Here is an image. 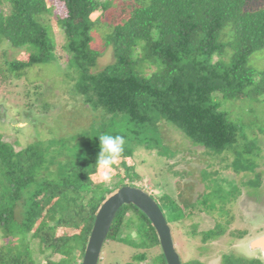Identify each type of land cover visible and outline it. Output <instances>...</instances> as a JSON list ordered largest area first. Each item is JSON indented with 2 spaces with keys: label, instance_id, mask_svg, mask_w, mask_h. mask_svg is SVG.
<instances>
[{
  "label": "trees",
  "instance_id": "trees-1",
  "mask_svg": "<svg viewBox=\"0 0 264 264\" xmlns=\"http://www.w3.org/2000/svg\"><path fill=\"white\" fill-rule=\"evenodd\" d=\"M116 1L56 0L59 8H65L62 16L54 13L52 0H0V44L27 54L25 61L16 57L0 64V81H19L31 67L56 62L64 70L68 94L96 113V120L81 132V142L59 143L50 169L46 149L38 143L16 151L19 143H5L0 134V264H75L83 256L95 215L112 194L102 183L94 186L90 177L96 170L100 134L122 135L127 141L120 158L124 177L117 174L113 179L125 180L131 174L133 163L125 160L131 159L137 146L164 147L161 125L200 146L211 158L232 155L230 166L242 170L237 174L247 176L258 166L236 148L248 141L241 117L224 111L216 99H246L264 109V68L256 70L249 63L260 52L264 61V5L250 9L248 0H118L120 7L114 13ZM106 14L108 21L102 24ZM50 21L63 39L59 54ZM97 26L106 30L103 49L113 58L101 70H96L101 51L93 46ZM40 89L36 86L34 95L28 92L24 98L30 101ZM26 106L24 120L29 125L30 118L47 121L33 113L31 104ZM44 107L47 110L50 105ZM2 122L21 129L18 122ZM242 155L246 165H242ZM51 166L55 175L48 174L54 172ZM259 176L247 181L254 189L260 186ZM83 194L89 196L86 203ZM211 196L203 194L198 206H206L208 199L216 203ZM153 198L164 216L168 210L171 231L190 218L191 213L185 214L180 204H167L166 194ZM48 210L55 213V219L47 223ZM65 228L66 232L57 234ZM195 229L186 235H195ZM219 229L218 223L198 237L202 241L217 238ZM12 232L22 240L12 237ZM107 239L133 246L136 252L128 264H166L154 228L137 207L120 208ZM33 240L38 241L45 259L41 263L33 257ZM225 260L223 264L228 260L261 264ZM181 264L203 263L193 258Z\"/></svg>",
  "mask_w": 264,
  "mask_h": 264
},
{
  "label": "rangeland",
  "instance_id": "rangeland-1",
  "mask_svg": "<svg viewBox=\"0 0 264 264\" xmlns=\"http://www.w3.org/2000/svg\"><path fill=\"white\" fill-rule=\"evenodd\" d=\"M55 1L52 0L55 5L54 13L65 16V8H59ZM118 4L119 1L117 0L115 2L116 7L114 6L115 8L111 11L116 13L120 7ZM263 5L264 0H248V8L250 9H256ZM107 21L108 15L106 14L101 23L106 24ZM50 24L55 33L56 53L59 54L63 39L57 25L51 21ZM105 33L106 30H103L100 26H97L93 32V46L101 51L96 70L103 69L113 61L111 52L103 49V36ZM20 53L17 49L12 50L9 44L1 43L0 64L4 63L5 60L9 61L16 57L25 61L27 54L24 51H22V54ZM261 55V52L256 53L249 59L250 65L256 70L264 68L263 56ZM60 56L62 60V54ZM226 57L223 55L221 58L225 60ZM64 78L65 73L59 67V63L50 62L36 65L26 70V74L19 81H0V115H7L11 122H18L21 128L19 131L12 129L11 124L2 122L8 121V119L1 116L0 134L3 135L2 141L5 143H19L15 148L16 151L26 145L38 143L43 150L46 149L47 151L44 152V156L46 157V167L48 169H50L49 163L52 161L53 154L55 155L54 150L59 151V146H61L59 143L62 141H67V143L71 144L81 142V138L79 139L81 132L88 130L91 122L96 120V117L94 118L96 113H92L87 106L76 102L77 99L72 98L68 94L69 86ZM36 86L41 88L39 93L33 96L34 98L30 101L27 98L25 99L24 96L28 92L34 95L33 89ZM213 96H218V93ZM216 100L220 102L221 108L227 113L235 117L239 115L242 123L246 126L245 137L248 141L240 143L236 148L241 150V154L244 153L248 159L258 163L256 169L253 172H249L247 176L237 174L242 172V170L230 166L233 160L232 155L224 153L211 158L206 155L203 148L191 145L179 133L164 125H161L163 127L161 129L162 144L164 146L161 148L162 150L155 149V146L150 147L151 150L142 146L132 149L131 159L127 158L125 162H128V164L133 163V171L130 172V175L129 173L125 175V180L120 178L113 179V176L117 174L120 177H124V169L120 164L121 159L116 162L108 173H104L95 167V173L90 175L94 186L102 183L105 189L112 190V194L117 191L116 188L120 185H130L131 183L133 186L144 189L152 196L154 195L155 198H158L161 194H166L168 197L167 204L175 201L185 210V214L190 212V218H186L181 224L179 223V226L174 231L172 229V238L181 261L195 258L204 264H223L226 260L219 259V257L257 256V252H251L248 249V243L251 239L264 232V109L258 103L254 102V104H251L246 99L227 100L222 98ZM26 103L34 107L33 113L36 116L47 117V121L40 123L30 118L31 120L29 119L28 121L32 123L29 125L24 120L25 118L27 119L24 110L27 111L29 109V106L25 108ZM45 103L50 105L47 110L44 107ZM68 117H71V120ZM123 132L124 129L122 128ZM125 144H127V141ZM244 155H242V165L247 164L244 161ZM56 158L63 160L62 162L64 163V158H59L58 156ZM54 169L51 166V171H54ZM55 173L56 170L48 174L55 175ZM257 174L262 177V180H259L261 184L257 191L258 195L254 193L248 195V187L254 192L257 189H254L251 186L252 184L247 181L250 179L254 180ZM105 175L109 179L105 180L103 178ZM203 194L212 195L216 198L217 202H214V204H216L217 212L210 206L206 208L203 207L204 205L202 207L198 206L202 202L200 198ZM83 196L84 203H86L89 196L87 194H83ZM235 197L237 198L235 199ZM230 199L235 200L231 201ZM212 200L208 199L209 205L213 202ZM224 206L229 209L234 217L228 227H226L227 217L222 213L225 209H221ZM168 207L169 205H167ZM164 212L168 224L173 226L168 210H164ZM53 219H55V213L52 210H48L44 221L48 223ZM218 223L220 225V233L217 238L202 241L201 237H198L200 232L212 229ZM191 226L196 228L193 231L195 235L187 236L186 232L191 230ZM67 230V228L60 229L57 234L59 235ZM242 231H246L243 238H236L230 235L232 233H242ZM130 233L134 242L138 243L139 240L134 232ZM11 235L17 241L22 240V237H19L15 232H12ZM1 244L3 242L0 238V246ZM37 244V240L31 242V247H33L34 251L33 257L39 261L38 263H41L45 259L38 251ZM134 252L136 250L131 244L126 245L120 239L116 241L107 240L102 248L101 259L98 264H128ZM52 260L57 261L58 259ZM81 261L82 258H77L75 264H81ZM228 261L227 264H243V262Z\"/></svg>",
  "mask_w": 264,
  "mask_h": 264
},
{
  "label": "water",
  "instance_id": "water-1",
  "mask_svg": "<svg viewBox=\"0 0 264 264\" xmlns=\"http://www.w3.org/2000/svg\"><path fill=\"white\" fill-rule=\"evenodd\" d=\"M125 205L137 207L151 223L166 264H181L171 228L159 205L145 190L129 185L120 187L100 206L94 218L81 264H98L102 247L114 218L120 208ZM248 249L253 252L260 251L264 258V235L249 242Z\"/></svg>",
  "mask_w": 264,
  "mask_h": 264
},
{
  "label": "clouds",
  "instance_id": "clouds-1",
  "mask_svg": "<svg viewBox=\"0 0 264 264\" xmlns=\"http://www.w3.org/2000/svg\"><path fill=\"white\" fill-rule=\"evenodd\" d=\"M97 138L99 139V151H98V155L96 157L94 165L98 170H100L104 173H108L109 171L112 170V168L116 164V162L121 158L122 153L124 152V146H125L126 140H125L124 136H122V135H110V134H106V133L100 134ZM103 178L105 180L109 179V177L107 175H105ZM129 186H131V185H129ZM138 188H140V187H138ZM150 195L152 196V194H150ZM260 236H262V235H260ZM260 236L258 235L256 237H254L249 242H251L252 240H254ZM107 240L108 239L106 238V241ZM106 241L104 242V244L106 243ZM85 249H86V247H85ZM251 252H253V251H251ZM255 252H257V251H255ZM81 258H83V256ZM100 259H101V254H100L99 260Z\"/></svg>",
  "mask_w": 264,
  "mask_h": 264
},
{
  "label": "flooded vegetation",
  "instance_id": "flooded-vegetation-1",
  "mask_svg": "<svg viewBox=\"0 0 264 264\" xmlns=\"http://www.w3.org/2000/svg\"><path fill=\"white\" fill-rule=\"evenodd\" d=\"M259 180H262V177L260 176L259 177ZM260 184H261V182H260ZM259 188H260V186H259ZM258 188V189H259ZM248 189V191H247V194L248 195H251V193H254L255 195H258L257 194V191H258V189L254 192V191H252L251 189H249V188H247ZM241 195V194H240ZM237 198V197H236ZM235 198V199H236ZM235 199H231V201L232 200H235ZM212 207L214 210H216V212L218 211L217 210V207H216V205L213 203V202H211L210 203V205L208 204V202L206 203V206H203L204 208H206V207ZM202 207V206H201ZM225 207V208H224ZM224 207H222L221 209H225L224 211H222V213H224L225 215H226V217H227V220H228V222L226 223V227H228L229 226V224H230V221L231 220H234V217L231 215V213H230V211H229V209H227V207L226 206H224ZM208 210H211V209H208ZM217 225V224H216ZM215 225V226H216ZM214 226V227H215ZM227 231V230H226ZM226 233V232H225ZM245 234H246V231H242V233H237V234H234V233H232V234H230V235H232V236H235L236 238H243V237H245ZM264 234V232L262 233V234H260V235H263ZM259 235V236H260ZM242 240V239H241ZM257 256L256 255H254V256H248V255H244V256H241V257H235V256H225V257H219V259H245V260H258L261 264H264V258H263V256L261 255V253H260V251H257ZM199 260V259H198ZM204 264V263H203Z\"/></svg>",
  "mask_w": 264,
  "mask_h": 264
}]
</instances>
